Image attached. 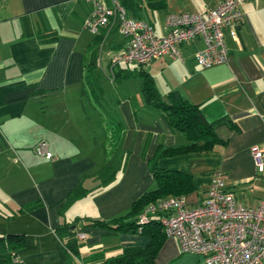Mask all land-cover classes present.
Segmentation results:
<instances>
[{
	"label": "crops",
	"instance_id": "0c3cea01",
	"mask_svg": "<svg viewBox=\"0 0 264 264\" xmlns=\"http://www.w3.org/2000/svg\"><path fill=\"white\" fill-rule=\"evenodd\" d=\"M220 1L166 0L162 10L154 11L162 12L159 22H151L162 35L167 13L205 12ZM88 11L83 0H0V264H66L56 228L73 226L77 219L126 217L136 199L156 189L149 168L156 150L187 141L159 111L146 106L141 85L138 94L103 89L100 102L82 90L83 58L97 36L98 79L102 56L113 84L130 77L123 73L139 69L112 64L125 38L110 27L92 34L84 27ZM240 11L237 36H225L227 63L200 66L194 53L203 41L195 38L178 46L180 59H157L145 67L163 98L174 91L198 105L222 141L210 152L157 161L191 176L192 191L185 196L189 208L201 203L214 172L223 175L239 203L256 207L264 199V169L254 171L250 154L254 147L264 150V0L245 1ZM40 139L52 158L34 152ZM104 165H112L116 174L100 186L96 175ZM78 185L84 194L62 208ZM34 202L39 205L33 210L17 212ZM73 229L75 235L86 233L79 240L81 259L93 249L114 256L123 247H144L150 240L85 224ZM9 235L20 236L16 261L4 258ZM182 255L191 257V264H203L201 256L182 254L177 239L166 236L154 264H170Z\"/></svg>",
	"mask_w": 264,
	"mask_h": 264
},
{
	"label": "built area",
	"instance_id": "2783aa9c",
	"mask_svg": "<svg viewBox=\"0 0 264 264\" xmlns=\"http://www.w3.org/2000/svg\"><path fill=\"white\" fill-rule=\"evenodd\" d=\"M248 0H222L205 12L167 13L164 33L158 35L153 24L127 15L119 0H83L89 7L84 27L92 34L101 28H114L125 38V47L112 57V64L126 63L143 67L157 59L181 58L178 46L200 38L203 47L194 58L202 67L228 62L225 36H237L242 20L240 5ZM34 152L52 158L45 140L40 139ZM254 171L264 169V150L250 151ZM157 216L166 236L177 239L182 254L203 258V264H260L264 261V199L256 206L237 201L224 183L223 175H211L205 196L200 204L187 207L185 196L159 198L147 204L137 216L143 225ZM86 237L76 234L77 240ZM16 256L14 261H16Z\"/></svg>",
	"mask_w": 264,
	"mask_h": 264
},
{
	"label": "trees",
	"instance_id": "16d2710c",
	"mask_svg": "<svg viewBox=\"0 0 264 264\" xmlns=\"http://www.w3.org/2000/svg\"><path fill=\"white\" fill-rule=\"evenodd\" d=\"M126 10L128 16L135 19L145 18L148 12L162 10L166 5V0H119ZM101 36L86 49L82 63V90L93 92L94 100L100 102L103 88L96 76L98 46ZM187 43V42H185ZM183 44V43H182ZM138 70L123 73L121 76L127 77L138 75L141 79V91L145 99L146 106L159 111L169 127L173 131H178L186 135L187 141L184 145L174 147L158 148L150 161V171L156 181V189L145 192L136 199L126 217H118L111 220L99 219H77L72 228L68 223H64L56 228L55 234L63 246L66 264H154L155 258L166 238V235L159 222V218L154 216L143 225L137 224V216L143 208L159 198L168 196H186L192 191V178L190 175L166 167H160L157 161L160 158L174 156L188 152H210L214 146L222 141L217 138L212 126L204 119L200 108L196 104L190 103L177 92H169L163 98L158 92L154 79L145 67L136 65ZM116 146V145H115ZM116 169L112 165H104L97 173L100 186H106L114 180ZM84 190L78 185L66 197L62 208H66L84 194ZM39 202L26 204L17 212H29L36 208ZM82 221V222H81ZM91 227L107 228L118 232H127L148 236V244L144 247L128 246L121 248L120 252L114 256H106L103 250L93 249L91 254L84 258L79 257L81 243L77 240L73 227L84 225ZM7 246L4 250L6 261H14L16 248L20 246L19 235H9Z\"/></svg>",
	"mask_w": 264,
	"mask_h": 264
},
{
	"label": "rangeland",
	"instance_id": "374dc122",
	"mask_svg": "<svg viewBox=\"0 0 264 264\" xmlns=\"http://www.w3.org/2000/svg\"><path fill=\"white\" fill-rule=\"evenodd\" d=\"M161 14H162V12H154L153 14H151V12H149L148 18L150 19V21H152V22L154 21V22L158 23L159 20L161 19ZM101 62H102L101 63L102 70H100V72H101L100 77L101 78L98 80H99V83L103 89L110 90L112 92H114V90L117 89L118 93H121L123 90H128L131 94H134V90H136V93L138 94V91H140V85H141V81H140V78L138 76H130L126 79L121 78V79H118L117 81H115L113 84L112 83L113 81L111 82L107 79V74H109V69L107 66L108 59L107 58L104 59V56H102ZM120 67L121 68L128 67L130 69H133L134 65L130 64L129 66H126L125 64H121ZM117 69H118V67L115 70H117ZM191 262H193L191 257L182 255L178 259L170 262V264H191Z\"/></svg>",
	"mask_w": 264,
	"mask_h": 264
},
{
	"label": "water",
	"instance_id": "95a60500",
	"mask_svg": "<svg viewBox=\"0 0 264 264\" xmlns=\"http://www.w3.org/2000/svg\"><path fill=\"white\" fill-rule=\"evenodd\" d=\"M72 228V226H70Z\"/></svg>",
	"mask_w": 264,
	"mask_h": 264
}]
</instances>
